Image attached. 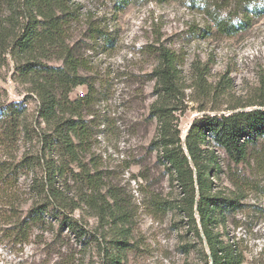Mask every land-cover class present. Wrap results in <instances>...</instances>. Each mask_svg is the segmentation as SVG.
<instances>
[{"label":"rangeland","instance_id":"rangeland-1","mask_svg":"<svg viewBox=\"0 0 264 264\" xmlns=\"http://www.w3.org/2000/svg\"><path fill=\"white\" fill-rule=\"evenodd\" d=\"M66 2L71 14L68 42L84 60L82 73L94 84L85 107L89 137L83 163L98 178L100 191L120 201L126 222L120 231L84 211L80 240L55 226L51 232L32 230L21 244L0 228V264H108L113 254L120 264H204L191 222L171 208L179 188L158 160L156 121L149 112L155 98L152 46L158 41L176 51L184 77L194 60L208 67L209 95L184 90L185 111L178 122L183 137L195 118L228 113L233 105L264 102V14L246 30L224 37L204 35L206 19L198 0ZM12 73L13 63L7 59L0 68V88L9 100H19L25 95L24 85ZM86 92L87 86L79 85L69 97ZM27 106L33 111L36 103L29 99ZM218 154L226 173L231 169L244 181L239 205L227 214L230 233L247 251L242 264H264V164L250 158L236 166L221 149ZM71 168L79 171L74 164ZM78 184L90 193L88 183ZM229 186L222 175L217 187ZM157 200L171 204L161 209Z\"/></svg>","mask_w":264,"mask_h":264},{"label":"trees","instance_id":"trees-1","mask_svg":"<svg viewBox=\"0 0 264 264\" xmlns=\"http://www.w3.org/2000/svg\"><path fill=\"white\" fill-rule=\"evenodd\" d=\"M198 7L206 19L204 35L230 37L264 14V0H198ZM69 15L66 0H0V68L11 60L12 78L25 92L23 98L9 100L0 88V228L19 244L28 241L32 230L51 232L55 226L80 240L84 211L120 231L126 222L120 201L100 191L98 178L83 163L89 137L85 107L94 84L68 42ZM156 43L151 70L155 98L149 112L156 121L158 160L179 188L171 208L191 222L204 264H242L247 251L230 233L227 214L239 205L244 181L231 169L226 173L218 149L236 166L250 158L264 164V102L195 118L182 140L178 122L185 111L184 90L209 95V70L194 60L184 77L177 52ZM79 85H86L87 92L70 99ZM29 99L36 103L33 111ZM224 174L230 186L221 189L217 182ZM83 181L89 194L77 186ZM170 204L155 202L161 209ZM108 264H120L119 256L113 254Z\"/></svg>","mask_w":264,"mask_h":264},{"label":"water","instance_id":"water-1","mask_svg":"<svg viewBox=\"0 0 264 264\" xmlns=\"http://www.w3.org/2000/svg\"><path fill=\"white\" fill-rule=\"evenodd\" d=\"M187 133H188V130H187V132L184 134V136L182 137V140H184V138H185V136L187 135Z\"/></svg>","mask_w":264,"mask_h":264}]
</instances>
